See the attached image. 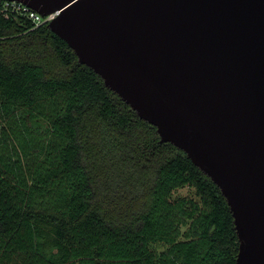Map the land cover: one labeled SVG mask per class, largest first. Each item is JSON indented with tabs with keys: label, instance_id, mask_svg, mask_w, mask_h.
Segmentation results:
<instances>
[{
	"label": "trees",
	"instance_id": "1",
	"mask_svg": "<svg viewBox=\"0 0 264 264\" xmlns=\"http://www.w3.org/2000/svg\"><path fill=\"white\" fill-rule=\"evenodd\" d=\"M239 246L183 151L48 25L0 9V264H237Z\"/></svg>",
	"mask_w": 264,
	"mask_h": 264
},
{
	"label": "water",
	"instance_id": "2",
	"mask_svg": "<svg viewBox=\"0 0 264 264\" xmlns=\"http://www.w3.org/2000/svg\"><path fill=\"white\" fill-rule=\"evenodd\" d=\"M48 27L221 190L264 264V0H6Z\"/></svg>",
	"mask_w": 264,
	"mask_h": 264
},
{
	"label": "built area",
	"instance_id": "3",
	"mask_svg": "<svg viewBox=\"0 0 264 264\" xmlns=\"http://www.w3.org/2000/svg\"><path fill=\"white\" fill-rule=\"evenodd\" d=\"M0 9L5 12L7 16H9L10 13H15L30 20L34 24V28L48 25L59 16V12L43 16L25 4L17 1L0 0Z\"/></svg>",
	"mask_w": 264,
	"mask_h": 264
},
{
	"label": "rangeland",
	"instance_id": "4",
	"mask_svg": "<svg viewBox=\"0 0 264 264\" xmlns=\"http://www.w3.org/2000/svg\"><path fill=\"white\" fill-rule=\"evenodd\" d=\"M192 194H193V190L188 189V188L181 189V190H178L176 192V195H186V196H190Z\"/></svg>",
	"mask_w": 264,
	"mask_h": 264
}]
</instances>
